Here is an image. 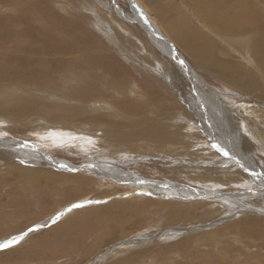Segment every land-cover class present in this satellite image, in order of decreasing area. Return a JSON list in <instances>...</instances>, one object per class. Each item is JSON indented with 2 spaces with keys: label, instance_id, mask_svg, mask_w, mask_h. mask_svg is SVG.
Listing matches in <instances>:
<instances>
[{
  "label": "rangeland",
  "instance_id": "obj_1",
  "mask_svg": "<svg viewBox=\"0 0 264 264\" xmlns=\"http://www.w3.org/2000/svg\"><path fill=\"white\" fill-rule=\"evenodd\" d=\"M181 25L218 51L237 45L224 35L246 34L258 59H197L177 40ZM263 52L264 0H0V244L27 233L0 264H264V185L233 158L264 170V96L253 95ZM182 66L198 76L185 78L193 94L214 93L234 126L211 102L197 103L202 118L187 109ZM238 135L244 151L231 156ZM23 144L75 171L28 165L40 155ZM109 166L118 176L105 177ZM223 197L242 201L232 210Z\"/></svg>",
  "mask_w": 264,
  "mask_h": 264
},
{
  "label": "bare ground",
  "instance_id": "obj_2",
  "mask_svg": "<svg viewBox=\"0 0 264 264\" xmlns=\"http://www.w3.org/2000/svg\"><path fill=\"white\" fill-rule=\"evenodd\" d=\"M238 14V13H237ZM247 22V18H244V20L242 21H237V20H235L232 24H230V23H227L226 22V25H227V27L229 28V29H239V28H241L242 27V25L243 24H245ZM141 24V23H140ZM156 33V32H155ZM207 34V33H206ZM176 36H177V40L179 41V43L180 44H182V46L183 47H185L186 48V50L187 51H189L191 54H193V56H195L197 59H201V60H203V61H209V60H212L213 58H214V56L217 54L216 53V51L218 52V53H220V54H227V55H230V52L231 51H235V52H241V51H246L247 53H248V55H249V57H252V59L254 60L253 62H256L257 61V59H258V55H257V53H256V51H255V49H254V47L249 43L250 41V37L248 36V35H246V34H242L241 36H235V35H232V36H227V35H224V36H226V40H230L232 43H235V42H237V45L233 48V49H230V48H228V47H230V45H228V47L226 46V45H224V47H222L221 48V50L220 51H218V48H217V46H215V43L214 42H212L210 39H208L209 40V42L207 41V40H204L203 39V36L202 35H200V33L199 32H197V31H194V30H192V31H190L189 30V28H187V27H184L183 25H181L180 27H179V30L176 32ZM166 37V36H165ZM217 37V36H216ZM222 37H223V35H222ZM222 37H220V38H222ZM224 39V40H225ZM223 40V39H222ZM247 43H249V45H247ZM235 45V44H234ZM252 46V47H251ZM226 48L228 49V51L226 50ZM140 50H142V52H146V51H144V49H140ZM129 51V50H128ZM131 52V51H130ZM167 52V51H166ZM132 53V52H131ZM127 54V53H126ZM190 54V55H191ZM263 54H264V52H263ZM240 55V54H239ZM232 56V55H231ZM192 57V56H191ZM179 58V57H178ZM155 59V58H154ZM183 60V59H182ZM243 61V60H242ZM180 63H181V60H180ZM185 63V62H184ZM241 65H242V68L244 67L243 65L245 64V63H240ZM183 65V64H182ZM186 65H187V63H186ZM224 65H226L225 66V68H227V69H229V70H233L232 68H235L234 66H233V63L232 62H229L228 61V63L227 62H222V64H221V66L223 67ZM246 65H248V63L246 62ZM160 66V65H159ZM187 66H189V65H187ZM187 66H182L183 68H182V70H184L185 72H182L179 68H177V73L179 74V81H180V84H181V86H182V90H183V92H185L186 90V92H187V96L189 95V92H188V87L191 89V94H192V99H191V102H192V104H191V106H189V107H187V109L189 110V111H191L194 115H197V117H199L200 116V113L202 114V108H200L198 105H197V103H199V102H201V106H203V104H206L205 102H211V104H212V110L214 111V112H218V114L221 116H219L217 113H216V115H217V118H218V120H219V122H221L220 124H222V122L224 121V123H226V125L229 127V129L231 128V124H229V123H227V121H226V116L222 113V112H225V114H228V111L226 110V109H224V107H223V105L222 106H218L217 104H214L213 102H212V98L214 97L213 95H214V93H208L207 91H205V90H203V89H201V88H198V92H197V95H195V94H193V86H191L190 84L188 85L187 83V81L185 80V78H187L188 77V75H190L189 73H193V71L194 70H192V69H190L189 67L187 68ZM154 67V66H153ZM152 67V68H153ZM156 67H157V65H156ZM162 67V66H161ZM160 67V68H161ZM157 69V68H156ZM159 69V68H158ZM244 69H245V67H244ZM164 71V70H163ZM166 71V70H165ZM153 72H155V73H158L157 72V70H154ZM195 72V71H194ZM222 72V71H221ZM261 72H263L264 73V71H261ZM196 73V72H195ZM159 74L161 75V73L159 72ZM194 74V73H193ZM195 75V74H194ZM156 76V75H155ZM191 76V75H190ZM196 76V77H195ZM194 77H192V80H194V79H197L198 80V76L197 75H195ZM165 77V76H164ZM191 78V77H190ZM152 79V78H151ZM200 79V78H199ZM196 80V81H197ZM201 80V79H200ZM200 83H202L203 84V82H200ZM247 83H245V85H246ZM195 86H196V84H195ZM203 86V85H202ZM205 87V86H204ZM253 95L254 96H257V97H262V96H264V91H261V92H253ZM198 96V97H197ZM209 100H208V99ZM257 99H262V98H257ZM250 102H254V103H260L258 100H254V99H252V100H250ZM200 104V103H199ZM261 105L259 106L260 107V109H259V112H257V111H255L254 109H252V110H254L255 111V115L256 116H258V114L260 113V114H263L264 113V103H260ZM100 105V104H99ZM127 105V104H126ZM128 107V106H127ZM171 107V106H170ZM109 108V107H108ZM204 108V107H203ZM175 109V108H174ZM197 110L199 111V112H197ZM112 111V110H111ZM186 111V110H185ZM241 111V110H240ZM239 111V112H240ZM205 113H206V116H207V111L205 110ZM237 113V112H236ZM248 113V112H247ZM187 114V113H186ZM209 114V113H208ZM238 114V113H237ZM192 115V114H191ZM256 116H254V117H256ZM260 116V115H259ZM203 116H200V118H202ZM248 117V116H247ZM243 118V117H242ZM249 118V117H248ZM260 118V117H259ZM262 118V117H261ZM204 119V118H203ZM250 119V118H249ZM260 121H262V120H260ZM229 122V121H228ZM231 122V121H230ZM259 122V121H258ZM246 123V122H245ZM254 123H255V120H254ZM259 124V123H258ZM257 124V125H258ZM206 125V124H205ZM210 125V124H209ZM233 126H234V124H232ZM243 125H245L246 126V128H250L251 130H259V128H258V126L255 124H251V125H249V122H247L246 124H243ZM211 126V125H210ZM201 127V126H200ZM237 129H238V126H237ZM239 130V129H238ZM245 130V129H244ZM241 131V130H240ZM229 132V131H228ZM254 132V131H253ZM54 136V135H53ZM240 138H239V137ZM237 137V143L235 144V145H233V146H230V155L231 156H237V155H239L240 153H242L243 151H244V148H240V149H238V147H237V144H239L240 142H242V137H241V135H238ZM7 142V141H6ZM20 142V141H19ZM223 142H226L225 141V139L223 140ZM260 142L261 143H263L264 144V140H260ZM10 144H11V142H10ZM10 144H8L6 147H10ZM14 145L13 146H18L19 145V143L17 144V142L15 143H13ZM0 145L1 146H5V141H0ZM24 146H27V147H29V148H32V149H35L36 150V152L40 155V162L39 163H32V159H33V157L32 156H28V158L30 159V162H28V165H33V166H37V165H43V166H45V167H47L48 169H50L51 167H54L55 169H58L59 171H60V173H63V172H72V171H75V170H73L72 168H71V166L70 167H68L67 166V164L65 163V161H62V163H61V161L59 160V159H56V158H52V159H50L49 157H45L43 154H42V150L40 151V150H38L37 148H35V146H30V145H25V144H23ZM20 146H22V144L20 145ZM240 147V146H239ZM31 151H29V153H30ZM15 155V154H14ZM233 158H236L237 160H239L241 163H242V167H243V169H247V166L250 168L249 169V171H251L252 173H253V176H250V177H252L253 179H255V180H258L259 182H261L262 181V183H263V185H264V170L263 169H261V168H259V167H257L255 164H253V162H252V160L253 159H251V161L249 162V160L247 161V160H245L244 158H241V157H233ZM260 158V157H259ZM233 160V159H232ZM261 160V159H260ZM20 161H22V160H20ZM237 163V162H236ZM256 163V162H255ZM96 164V163H95ZM87 166V165H86ZM70 169H71V171H70ZM116 169H114V167H112V166H109L108 167V170L106 171V170H103L102 172H103V174L105 175V177H106V175H116V176H118L117 175V173H116V171H115ZM52 171V170H51ZM93 172H95V171H93ZM96 173V172H95ZM97 174V173H96ZM124 174V175H123ZM123 174H121L120 175V177L122 178V179H130V180H134V181H136V183L137 182H141V183H144V184H146V183H148V182H146V181H144V180H140V179H138V177H133L132 178V175H130V174H127V173H125V172H123ZM112 178V177H111ZM114 178V177H113ZM118 179V178H117ZM125 183V182H124ZM150 183V182H149ZM157 185H159L160 186V183H156V182H153V184L152 183H150V185H149V187L151 188L152 187V190L153 191H155V190H160V191H162V189H159L158 187L159 186H157ZM140 186V185H139ZM206 186V185H205ZM143 187V186H142ZM208 187V186H207ZM167 188H169V187H167ZM173 187H171V189L169 188L168 190L169 191H171L172 192V195L174 194V196L175 197H177V198H179V199H182V198H184V195H178L177 193H178V191H177V193L175 192V190L174 189H172ZM165 189V188H164ZM217 189V188H216ZM184 193V192H183ZM216 194V196L217 197H221V193H215ZM159 198V197H158ZM238 199V200H237ZM224 200H227L226 198H224L223 197V201L222 202H224ZM262 200V201H261ZM242 200H239V198H235V199H229V200H227V202L228 203H226V204H224L225 206H227V208L228 209H232V210H234V209H238V207L237 206H240V204L239 205H235L236 203H240ZM249 201V200H248ZM252 201V200H251ZM261 201V202H260ZM259 202H260V205H264V199H260L259 198ZM256 205H258V204H256ZM242 206V205H241ZM251 206V205H250ZM231 211V210H230ZM178 214V213H177ZM177 216V215H176ZM170 218V217H169ZM133 221V220H132ZM126 227V226H125ZM111 230L110 229H106V232H107V235H108V233L110 232ZM120 231V230H119ZM113 233V232H112ZM111 234V233H110ZM109 234V237L111 236ZM178 234H181V233H178ZM109 239V238H108ZM134 244V243H133ZM132 244V245H133Z\"/></svg>",
  "mask_w": 264,
  "mask_h": 264
},
{
  "label": "snow or ice",
  "instance_id": "obj_3",
  "mask_svg": "<svg viewBox=\"0 0 264 264\" xmlns=\"http://www.w3.org/2000/svg\"><path fill=\"white\" fill-rule=\"evenodd\" d=\"M181 64H183V61H181ZM5 135H6V133H5ZM219 150L220 151H224L223 149H219ZM224 154L225 155H228V152L224 151ZM86 203H88V204H91V203H101V201H91V200H89ZM84 206L85 205L82 204V203H77V204H73L71 206V208L68 209V210L71 211L72 208H81V207H84ZM63 215H65V213H63V212L59 213L58 216L53 219V222L55 223V221L57 219H59L60 217H62ZM33 230L34 229H29V231H33ZM26 235H27V233H21L20 235H17L15 237H12L9 240H6L4 243L0 244V249H7L8 247H10V246H12L14 244H18L20 241H22L24 239V237Z\"/></svg>",
  "mask_w": 264,
  "mask_h": 264
}]
</instances>
